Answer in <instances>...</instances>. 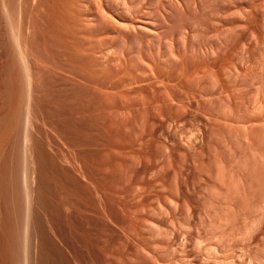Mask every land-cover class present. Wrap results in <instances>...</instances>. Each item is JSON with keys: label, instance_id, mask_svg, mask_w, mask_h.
Masks as SVG:
<instances>
[{"label": "rangeland", "instance_id": "obj_1", "mask_svg": "<svg viewBox=\"0 0 264 264\" xmlns=\"http://www.w3.org/2000/svg\"><path fill=\"white\" fill-rule=\"evenodd\" d=\"M38 4L0 264H264V0Z\"/></svg>", "mask_w": 264, "mask_h": 264}, {"label": "bare ground", "instance_id": "obj_2", "mask_svg": "<svg viewBox=\"0 0 264 264\" xmlns=\"http://www.w3.org/2000/svg\"><path fill=\"white\" fill-rule=\"evenodd\" d=\"M39 1H41V0H0V73L3 74V78L4 79H5L4 76H6V77H11L12 76L13 77V82H11V84H13L14 89H12V90H15L16 94H18V97L20 98V99L18 98L19 101L14 106V108H11L12 112L9 115H7L8 117L4 116L6 118L5 120H7V121H5V122L3 121L4 117H3V120H0V127L5 124L4 126H6V127L8 126V129H5L6 133L7 132L11 133L19 125H21V124L25 125V127H26L25 128L26 129V143H27V139H29L28 138V127H29V124H30V121H31L30 120V118H31V113H30L31 112V108H30L31 107V105H30L31 103L30 102H31V100H33V99L30 100V97L32 96V89L34 88L33 87L34 85H32L33 81H34V71H33V66H32V60L30 58L31 56L29 57L30 52H29L28 49H25V47L28 46V45H26V44H28V43H26L27 42V35H28L27 33H28L29 22H31L30 21L31 20V15H29V12L30 11L32 13L35 12L37 7L39 6V4H38ZM58 1H59V6H60L59 8L62 11V9H63V0H58ZM68 5H70V4H68ZM130 5H132V4H130ZM97 6H98V4H97ZM28 8L30 9V11H28L29 10ZM43 8H45V7L43 6ZM75 8H77V7H75ZM137 13H139V12H137ZM103 14H104V12H103ZM105 17H104V19H105ZM104 21H106V20H104ZM14 23L17 24V28H16L17 30H14L15 29ZM123 27H124V24H123ZM22 41H24L23 44L26 43L24 46L22 45ZM12 77L9 78V79H12ZM0 79L2 80V78H0ZM5 80H7V78ZM8 81H12V80H8ZM8 83H10V82H8ZM9 93H10V91H9ZM24 112H25V118H24V115H23ZM9 135H12V134H9ZM2 138H4V137H2ZM27 229H29V227ZM13 235H15V234H13ZM26 243H27V241H26ZM26 264H29L27 262V260H26Z\"/></svg>", "mask_w": 264, "mask_h": 264}]
</instances>
